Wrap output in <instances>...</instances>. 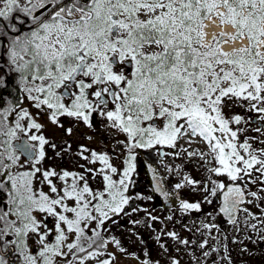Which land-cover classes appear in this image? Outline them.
Returning a JSON list of instances; mask_svg holds the SVG:
<instances>
[{
	"label": "snow or ice",
	"instance_id": "snow-or-ice-1",
	"mask_svg": "<svg viewBox=\"0 0 264 264\" xmlns=\"http://www.w3.org/2000/svg\"><path fill=\"white\" fill-rule=\"evenodd\" d=\"M209 25L221 31L209 38ZM243 40L246 46L224 50ZM0 43L21 94L15 102L0 96V264H115L116 253L126 255V249L104 233L129 215L134 150L176 149L181 140L189 147L180 152L208 165L205 202L219 194V211L230 224L244 212L257 221L253 230L264 225V208L257 217L240 207L264 201V147L241 140L242 129L232 125L248 121L225 112L247 102L240 106L264 120V0H0ZM41 116L62 130V152L84 161L81 171L45 166L48 148L57 144L44 134ZM97 118L103 130L124 137L113 149L126 153L122 171L107 152L83 144L73 150L68 138L80 126L95 129ZM200 143L203 148L190 150ZM97 178L102 186L94 189L90 181ZM199 184L185 175L175 188ZM155 190L169 195L159 181ZM179 207L201 210L200 203L184 200ZM167 235L189 243L175 232ZM221 259L231 264L228 255ZM140 264L160 262L145 258ZM170 264L180 261L172 257Z\"/></svg>",
	"mask_w": 264,
	"mask_h": 264
},
{
	"label": "flooded vegetation",
	"instance_id": "flooded-vegetation-1",
	"mask_svg": "<svg viewBox=\"0 0 264 264\" xmlns=\"http://www.w3.org/2000/svg\"><path fill=\"white\" fill-rule=\"evenodd\" d=\"M22 28L23 31H27L28 25L24 24ZM6 60L5 45L0 43V69H3V79L6 84L5 88L0 89V96L5 102L9 100L15 102L21 94L17 88L15 73L9 70ZM242 103L246 104L247 102ZM26 105H28L27 102L24 106ZM225 112L239 114L248 121L247 123L242 122L238 126L232 125L234 130L242 129L238 133L241 140L252 138L249 139V142L253 147H264L259 143V141H264V120L260 119L257 113L248 111L246 107H241L238 103L226 108ZM39 122L46 123L44 134L57 144L55 150L48 148L49 158L46 160L45 166L55 167L57 170L65 168L81 171L79 163L85 162L79 160L78 157L62 152V141L66 139L62 130L47 124L46 118L43 116ZM64 123L65 127L71 126V122L67 119L64 120ZM94 123L96 124L95 129L83 126L75 129L74 135L68 138L72 142L73 150H78V146L83 144L97 152H107L114 166L122 171L126 153L122 155L121 151L117 150L113 154V149L116 147V140L124 137L122 135L114 136L110 131L103 130L100 127L99 118ZM257 129L260 130L257 131ZM88 136H92L93 139L89 141ZM187 147L189 146L181 140L176 149L158 146V149L134 150L137 160L136 171L132 174L133 182L129 185L128 195L133 197L130 205L126 208L129 215L118 218V224H109L111 232L104 233L105 236H115L126 249V255L116 253L118 260L115 264H140V260L145 258H150L153 262L159 261L160 264H170L172 257L178 259L180 264H196L197 261L200 264H214V262L228 264L226 260L221 259L224 255L230 257L231 264H264V239H261V236H264V225L257 224V229L253 230L250 225L257 221L246 217L244 212H238L235 217L236 223L230 224L227 217L219 211L221 206L219 194L215 198L210 197L213 200L212 204L205 202L203 185L210 176L207 172L208 165L199 158L190 159L186 153L180 152V148ZM203 147V143L193 144L190 150ZM57 151L62 153L63 159L55 155ZM176 152H180V154L174 155L173 153ZM185 175L199 181L200 184L195 189L192 186H185L177 190L175 185L182 183ZM114 179H118V176ZM157 181L163 191L169 194L167 197L155 190ZM90 182L94 189L102 186V181L99 178ZM239 183L242 187L244 186L243 182ZM247 187L252 191H258L259 186L248 185ZM45 190L47 189L45 188ZM246 199L253 198L246 196ZM181 200L200 203L201 210L199 212H183L179 207ZM257 203L260 205L259 208L256 206ZM240 207L247 208L259 217L261 216L260 209L264 208V201L254 200L251 205L244 204ZM133 208L137 211H133ZM149 215L158 217V219L153 221L149 219ZM169 216L172 217L171 220L168 219ZM132 220H139L141 223L134 225L129 222ZM204 224H215L217 227L209 230L203 227ZM169 232L177 233L181 240H187L189 243L184 245L172 240L167 235ZM158 235L160 236L159 241L156 239ZM233 240L237 242L233 243ZM205 241H207L206 247L201 249L199 245ZM160 244H164L168 251L165 252ZM225 247L227 253H225ZM213 248H217L218 251L213 252ZM108 251L115 250L109 248ZM205 251L209 252V256L203 255ZM146 252L148 257L145 256ZM136 257L140 259L138 260ZM88 264H95V261H89Z\"/></svg>",
	"mask_w": 264,
	"mask_h": 264
},
{
	"label": "bare ground",
	"instance_id": "bare-ground-1",
	"mask_svg": "<svg viewBox=\"0 0 264 264\" xmlns=\"http://www.w3.org/2000/svg\"><path fill=\"white\" fill-rule=\"evenodd\" d=\"M223 30L229 33L232 32V29L228 27L224 28ZM207 31L209 32V38H210L212 33H218L221 31V29L215 25H209ZM246 45H247V40H243V41L236 42L234 44L225 45L224 50L230 51L234 47H240V46H246Z\"/></svg>",
	"mask_w": 264,
	"mask_h": 264
},
{
	"label": "rangeland",
	"instance_id": "rangeland-1",
	"mask_svg": "<svg viewBox=\"0 0 264 264\" xmlns=\"http://www.w3.org/2000/svg\"><path fill=\"white\" fill-rule=\"evenodd\" d=\"M240 103H242V102H238V105H240ZM25 107H28V105H26ZM226 110V109H225ZM30 111H32V112H34L35 110L34 109H30ZM253 141V140H252ZM250 143V142H249ZM254 148H256V147H254ZM53 225H54V221L51 219V218H49V223H48V226L49 227H53ZM33 251H35V245H33Z\"/></svg>",
	"mask_w": 264,
	"mask_h": 264
}]
</instances>
